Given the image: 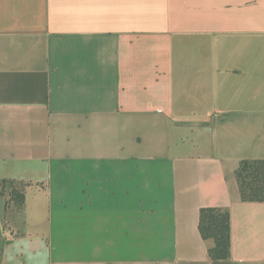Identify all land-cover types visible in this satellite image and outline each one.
<instances>
[{
    "label": "crops",
    "instance_id": "crops-1",
    "mask_svg": "<svg viewBox=\"0 0 264 264\" xmlns=\"http://www.w3.org/2000/svg\"><path fill=\"white\" fill-rule=\"evenodd\" d=\"M264 0H0L2 264H264ZM229 209L213 259L201 209Z\"/></svg>",
    "mask_w": 264,
    "mask_h": 264
},
{
    "label": "trees",
    "instance_id": "trees-1",
    "mask_svg": "<svg viewBox=\"0 0 264 264\" xmlns=\"http://www.w3.org/2000/svg\"><path fill=\"white\" fill-rule=\"evenodd\" d=\"M237 180L241 197L244 201L264 202V159H244L237 171ZM3 183L13 186V182ZM22 188H13L12 200L17 205L25 201L24 184ZM199 229L203 238L212 239L214 244L209 249L213 259H228L231 257V214L229 209L204 207L201 209ZM3 252L0 249V264Z\"/></svg>",
    "mask_w": 264,
    "mask_h": 264
},
{
    "label": "built area",
    "instance_id": "built-area-1",
    "mask_svg": "<svg viewBox=\"0 0 264 264\" xmlns=\"http://www.w3.org/2000/svg\"><path fill=\"white\" fill-rule=\"evenodd\" d=\"M8 186L11 187L10 188L11 191L13 190V188H17L14 183H13V186H10V185H7L6 183L0 182V190H3L5 189V187H8ZM9 200L12 201V194L11 196H9Z\"/></svg>",
    "mask_w": 264,
    "mask_h": 264
}]
</instances>
